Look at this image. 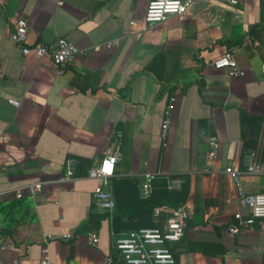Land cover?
I'll return each instance as SVG.
<instances>
[{
  "label": "crops",
  "instance_id": "obj_1",
  "mask_svg": "<svg viewBox=\"0 0 264 264\" xmlns=\"http://www.w3.org/2000/svg\"><path fill=\"white\" fill-rule=\"evenodd\" d=\"M148 2L0 0V264H40L45 254L54 263L104 264L111 216L140 207L137 183L146 174L170 184L189 176V218L173 244L177 264H264V219L228 231L239 204L224 173L229 165L242 169L247 152L264 161V0H194L188 12L153 25L143 19ZM18 18L27 22L28 44L52 46L62 36L81 52L62 73L47 57L23 55L9 39ZM228 50L242 75L210 66ZM171 95L163 147L159 130ZM213 134L219 151L210 160ZM115 143V207L94 227L90 216L105 212L86 174ZM68 157L78 167L64 180ZM241 180L248 193L264 191V174ZM34 182L43 186L36 195L15 196Z\"/></svg>",
  "mask_w": 264,
  "mask_h": 264
},
{
  "label": "built area",
  "instance_id": "obj_2",
  "mask_svg": "<svg viewBox=\"0 0 264 264\" xmlns=\"http://www.w3.org/2000/svg\"><path fill=\"white\" fill-rule=\"evenodd\" d=\"M236 3L237 0H229ZM194 0H149L147 3L143 19L147 25L161 23L169 17L186 13L193 6ZM133 23V21H132ZM28 26L24 18H18L9 33V39L20 47L23 55L33 54L38 58L47 57L57 73H62L67 65L74 61L75 56L81 52L66 37H58L54 45L48 46L41 43H27ZM257 43V42H255ZM115 44V41H107L106 47ZM210 66L215 69H224L229 76L242 75L243 71L238 66L232 51H225L221 56L213 59ZM264 74V63L261 65ZM174 96H169L163 109V116L160 124L159 136L162 146H167L168 130L170 127L172 111L174 109ZM13 105H18L17 101H11ZM219 151V139L216 135L208 137L207 157L213 160ZM120 156L119 146L115 143L111 154L104 155L100 159L93 161L87 170L86 176L96 180L93 189L92 200L96 207L103 212L112 213L115 202L110 190L111 178L115 173V163ZM78 161L74 157H68L64 161V175L62 179L75 177ZM224 173L230 176L234 183L237 195L239 210L233 214V222L228 225V231L237 234L244 227L253 225L255 221L264 219V191L248 193L242 184V174L253 175L264 174V161L256 158L255 153L247 152L242 159V169L229 165L224 168ZM152 174H146L137 183L140 198H147L150 195ZM169 187H175L180 179H171ZM41 182H34L23 185L15 189L17 198L24 195L34 196L42 190ZM0 195V203H1ZM153 226H140L125 231H111L112 254H109L104 264H177L173 244L178 242L184 235L189 210L184 202L171 209L156 207L151 212ZM90 242L96 244L99 240L98 233L91 228L87 231ZM70 234L63 233L62 238H70ZM45 254V249L43 250ZM40 264H62L50 262L46 254L40 259Z\"/></svg>",
  "mask_w": 264,
  "mask_h": 264
},
{
  "label": "trees",
  "instance_id": "obj_3",
  "mask_svg": "<svg viewBox=\"0 0 264 264\" xmlns=\"http://www.w3.org/2000/svg\"><path fill=\"white\" fill-rule=\"evenodd\" d=\"M174 179H182L178 188L169 187L168 181L163 176L155 177L152 180V187L150 195L145 199H140V207L127 212L114 211L111 216L112 231L120 232L129 230L140 226H153L154 221L149 218L148 221L140 222L133 221L131 216L147 213L151 216V212L154 208L160 207L163 209L174 208L186 201L189 190V176L186 174L180 176L171 177ZM123 215H128V219L125 220ZM109 217V213L105 212L101 215L92 214L89 218V222L92 226H97V221L103 218ZM117 264H123L118 262Z\"/></svg>",
  "mask_w": 264,
  "mask_h": 264
},
{
  "label": "water",
  "instance_id": "obj_4",
  "mask_svg": "<svg viewBox=\"0 0 264 264\" xmlns=\"http://www.w3.org/2000/svg\"><path fill=\"white\" fill-rule=\"evenodd\" d=\"M126 219H128V218H126ZM134 219H136L137 221H140V222L148 221L149 220V215L148 214H141V215L133 217V220Z\"/></svg>",
  "mask_w": 264,
  "mask_h": 264
}]
</instances>
